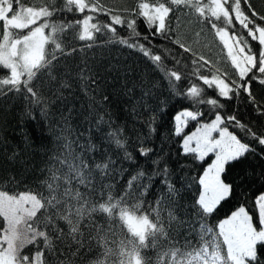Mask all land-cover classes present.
<instances>
[{"label":"snow or ice","instance_id":"snow-or-ice-1","mask_svg":"<svg viewBox=\"0 0 264 264\" xmlns=\"http://www.w3.org/2000/svg\"><path fill=\"white\" fill-rule=\"evenodd\" d=\"M5 6L8 10L0 15V100L9 95L22 99L26 106L22 115L28 118L35 119L34 108L42 119L53 117V134L65 151L56 153L55 162L61 168H49L50 175L40 182V189H0V264H264L260 254L264 248V193L253 201L258 205L259 227L254 226L247 204L220 221L216 236L223 238L226 254L215 237L205 238L203 233L213 232L206 225L201 226L199 242L185 236L180 243L181 222L171 212L166 218L161 215L165 204L174 205L178 192L165 155L154 156L146 137L138 135L133 141L123 124L114 123L110 107L105 105L108 97L98 101L103 112L89 104L84 116L89 127L74 141L71 137L78 130L71 123L72 109L60 111L58 117L50 111L72 86L65 75L79 80L86 95L88 82L95 83V73L87 66L72 73L64 64L62 57H71L75 51L67 47L72 39L93 41L97 36L116 35L119 26L130 36L158 37L190 53L181 58L168 45L140 48L167 81L170 95L207 105L214 117L185 136L181 145L182 153L193 154L197 161L215 154L198 177L201 190L193 205L198 216L211 215L234 191V185L222 179L227 166L257 156L264 160V128L242 123L239 113L224 111L226 106L220 100L250 103L253 111L264 116V98H258L253 87L264 88V6L254 0H0V10ZM69 15L73 18L68 19ZM188 23L193 27L190 35L181 27ZM213 49L219 50L218 59L210 55ZM62 65L65 72L58 79L53 69ZM142 79L146 84L147 76ZM209 89L217 95L209 98ZM140 103L141 99L134 102L132 113L139 110ZM165 106L166 101H161L153 115L149 138L156 131L152 124ZM202 115L196 108L180 111L173 117L175 135H181L189 120L199 123ZM102 126L108 128L102 140L114 145L120 155L94 141L93 132H101ZM230 127L244 133L243 141ZM93 153H99V158ZM137 155L151 158L154 169L135 168L121 189L124 194L116 198V181L127 172L123 165H136ZM17 156L13 153L8 159L15 161ZM253 175L250 167L243 169L245 178ZM255 175L264 185V178ZM155 178L167 191L162 200L145 207V196ZM93 242L103 247V258L89 259L87 250Z\"/></svg>","mask_w":264,"mask_h":264},{"label":"trees","instance_id":"trees-1","mask_svg":"<svg viewBox=\"0 0 264 264\" xmlns=\"http://www.w3.org/2000/svg\"><path fill=\"white\" fill-rule=\"evenodd\" d=\"M254 2L258 6H264V0H254ZM7 10L8 7L5 6V12ZM72 18V16H68V19ZM173 23L175 24L176 21H173ZM181 27L182 31L188 35L193 32V27L190 23L182 24ZM68 39H70V36L65 37L66 41ZM188 42L191 43L192 41L189 40ZM159 45H168L181 58L190 56V53L185 54L182 49L169 44L167 40L151 36L148 40H144L143 37H133L128 34L127 30L120 29L119 26L116 30V35L97 36L93 41L72 39L70 43H67V47L69 50L75 51H73L71 57H62L64 64L71 69L72 73H77L81 68L87 66L89 70L95 73V83L88 82V94L86 95L85 91L81 90V82L79 80L74 76L65 75V78L70 80L72 86L64 90L65 98L58 100L50 111L54 112L58 117L60 111L67 113L69 108L72 109L73 119L71 123L78 130L71 137L74 141L80 138L79 133L85 132L89 127L88 123L84 121V116L89 112V104H92L97 111L103 112L104 109L101 108L98 101L108 97L105 105L110 107L109 110L112 112L114 123L123 124L126 134L133 141L138 135L146 137V143L150 144L154 149V156L157 154L165 155L167 164L172 172L171 180L178 192L174 197V205L168 207L165 204L161 215L162 218H166L171 212L176 217V221L181 222L183 225V227L179 228L180 235L177 237V241L184 243V237L187 236L190 240L199 242V234L202 233L201 226L206 225L208 228L213 229V232L203 233L205 238L215 237L221 243L222 250L225 253L220 237L216 236L218 224L238 207L246 204L248 206L247 210L248 208L252 209L249 214L254 221H257L258 205H255L253 201L258 198L259 194L264 193V185L260 183V178L255 174L259 173L261 178H264V160L257 156L254 159L245 160L242 164L234 163L228 165L227 171L222 174V177L225 182L234 185L233 194L230 198L223 201L213 214L203 217L196 214V209L193 205L198 199V194L201 190L197 182L198 177L202 175L214 154H209L204 161H197L194 159L193 154H183L181 145L187 131L202 123L210 122L214 117L208 111L209 106L198 105L195 100L185 99L183 95H170L167 81L162 79L161 74L153 69L151 63L140 51L141 46L156 49ZM77 49H82V51ZM218 51V49H213L210 55L218 59ZM110 68L111 70L109 71ZM53 71L59 79V74L65 72V67L62 65L53 69ZM144 75L147 76L146 84L142 79ZM157 82H159V87H156ZM44 83H47L46 78ZM138 85L147 89L148 92H142L141 87H138ZM97 87L100 89L99 92L94 91ZM253 87L257 92L258 98H264V88H261L258 84ZM216 95L217 93L214 90H207L209 98ZM241 95L243 97V94ZM92 96H95V99H91ZM144 97H146V102ZM137 99H141V103L139 110L134 114L130 109ZM220 100L226 106L224 111L231 113L235 110L239 113V119L242 123L250 124L255 128H264V116H260L253 111L254 106L250 103L226 100L224 98H220ZM161 101H166L165 110L159 114L157 121L152 124L156 131L149 138L148 126H151L153 115L161 107ZM126 105L128 110L125 109ZM25 107L22 99L14 100L11 95L0 100V137H2L0 139V189H8L10 192L23 191L27 187L40 189V182L50 175L48 169L52 167L61 168V165L55 162L56 153L65 151L53 134L52 129L56 127L52 124L53 117L48 120L42 119L39 111L34 108L33 115L35 119L28 118L22 115ZM184 108L190 110L196 108L203 112L204 115L198 118L199 123L189 120L181 135L176 136L173 117ZM229 130L243 141V132L231 127ZM107 131L108 128L106 126H102L99 133L94 131V141L101 144L103 148L110 147L113 155H120L119 150L114 145H109L102 140L103 134ZM83 142L81 140V143ZM75 148L79 150L78 145H75ZM13 153H18L15 161L8 159V156ZM91 155L98 159L100 154L93 153ZM136 159V165L124 163L123 166L127 169V172L116 181L113 192L116 198L124 194L121 189L124 188L125 182L130 178V175L134 174L135 168L142 166L148 172L153 171L154 166L150 162L151 158L146 159L137 155ZM245 167L252 169L254 175L251 179L243 176ZM64 170H67L66 165ZM73 184L75 185V181ZM81 190L83 191L82 188ZM166 191L167 189L160 183L159 178H155L152 188L145 196L147 201L145 207L154 205L157 199L162 200ZM115 227L119 228L120 225L117 224ZM190 228L191 231L189 230ZM124 231H126V228ZM87 251L91 260H94L97 256L103 258L101 256L103 247L98 246L95 242L92 243V248ZM260 254L264 255V248H261Z\"/></svg>","mask_w":264,"mask_h":264},{"label":"rangeland","instance_id":"rangeland-1","mask_svg":"<svg viewBox=\"0 0 264 264\" xmlns=\"http://www.w3.org/2000/svg\"><path fill=\"white\" fill-rule=\"evenodd\" d=\"M5 12V8L4 9H2V10H0V15H3V13ZM19 14H17L15 17H13V19L15 20L16 18H17V16H18ZM183 110H190V109H187V108H184V109H182V110H180V111H183ZM179 111V112H180ZM178 112V113H179ZM177 113V114H178ZM203 124V123H202ZM187 126V125H186ZM186 126L184 127V130H185V128H186ZM198 127H200V125H198V126H196L194 129H192V130H190V131H187V133H186V135L185 136H187V135H191L194 131H196V129L198 128ZM213 137L214 138H219V136H218V133H213ZM193 146H195V144H194V142H193ZM211 154H214V153H211ZM215 159V154H214V156H213V158H212V160L207 164V166L209 165V164H211V162L213 161ZM207 166L205 167V169L207 168ZM204 169V170H205ZM204 172V171H203ZM203 174V173H202ZM222 179H223V177H222ZM238 209V208H237ZM236 209V210H237ZM247 210V209H246ZM235 211V210H234ZM250 215V214H249ZM251 216V215H250ZM229 216H227V217H225V218H228ZM225 218H223V219H225ZM222 219V220H223ZM221 220V221H222ZM253 222V224H254V226H257V227H259V223H258V219H257V221H252ZM220 223V222H219ZM219 225V224H218ZM218 231H219V228H218ZM220 239H221V241H222V237H220ZM224 248H225V254H226V246H224Z\"/></svg>","mask_w":264,"mask_h":264}]
</instances>
